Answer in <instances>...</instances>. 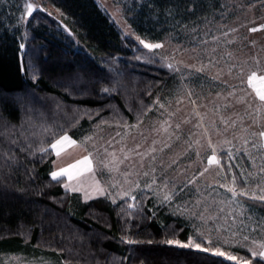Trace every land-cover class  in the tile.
I'll return each instance as SVG.
<instances>
[{"label": "rangeland", "instance_id": "obj_1", "mask_svg": "<svg viewBox=\"0 0 264 264\" xmlns=\"http://www.w3.org/2000/svg\"><path fill=\"white\" fill-rule=\"evenodd\" d=\"M97 1L124 36L137 44L140 64L167 70L171 81L143 119L137 111L133 122L114 103L91 109L43 97L41 102L50 103L37 138L42 142L47 138L49 145L41 153L55 156V170L85 158L90 162V167L74 168L71 179H52L63 180L65 189L84 201L107 199L129 218L144 214L151 200L154 215L164 210L191 225L188 241H174H192L187 248H207L212 254L220 249L241 264L244 260L264 264L252 255L264 251V212L258 208L264 204L259 198L264 196V136H260L264 101L248 84L252 72L264 75V0H218L223 12L217 17L185 25L182 33L173 31L160 40L140 34L132 23L135 11L151 0ZM35 15V23H55L77 48L112 66L106 54L81 41L67 17L48 0H26L23 24ZM30 58V72L35 74ZM113 117L118 121L110 122ZM74 118L72 126L89 120L77 127L75 136L63 128L64 121L71 125ZM16 129L21 128L10 132L14 135ZM64 136L75 143L53 149ZM229 188L235 189V196ZM25 238L28 241L30 234ZM53 257L33 248L0 251V264H64ZM237 260L229 261L237 264Z\"/></svg>", "mask_w": 264, "mask_h": 264}, {"label": "trees", "instance_id": "obj_2", "mask_svg": "<svg viewBox=\"0 0 264 264\" xmlns=\"http://www.w3.org/2000/svg\"><path fill=\"white\" fill-rule=\"evenodd\" d=\"M48 1L81 41L106 54L112 66L77 48L53 22L35 23V15L23 24L26 0H0V251L33 248L64 264H236L167 243L188 241L191 225L164 210L154 215L151 200L144 214L129 218L107 199L84 201L67 191L63 180L52 179L55 156L41 153L49 144L37 138L50 103L41 102L43 97L91 109L114 103L133 122L137 111L143 119L171 80L167 70L140 64L137 44L97 0ZM220 12L218 0H151L135 11L132 23L140 34L160 40ZM73 123L64 121L63 128L75 136L89 120ZM12 128L21 129L13 135ZM258 205L264 212V204Z\"/></svg>", "mask_w": 264, "mask_h": 264}, {"label": "snow or ice", "instance_id": "obj_3", "mask_svg": "<svg viewBox=\"0 0 264 264\" xmlns=\"http://www.w3.org/2000/svg\"><path fill=\"white\" fill-rule=\"evenodd\" d=\"M28 10L30 13L32 10L31 4L28 5ZM257 30L258 29H255V28L252 29V31H257ZM141 43H143V41H141ZM145 47L158 48V47H161V45L160 44H145ZM248 84L254 90V92H255L256 96L259 98V100L264 101V75L257 76L256 72H252L248 77ZM260 136H264V132H261ZM66 142L69 144L75 143L74 141H71L69 137L64 136V137H61V139L57 140L56 143L52 145V148L58 149V146L64 145ZM57 155H59V150H57ZM214 160H215V156L209 157V163L210 164ZM82 164L88 165L90 167V162L88 161L87 158H85L82 161H78L77 164L69 166V168L61 169V170H59V172H52L51 176L53 179H57L59 176H65L66 175V176H68L69 179H71L72 175H73L72 169L77 168L79 165H82ZM228 191L232 192L234 196L236 195L235 189L229 188ZM241 194H243V193H241ZM259 198L264 199V196H261ZM244 239H247V237H245ZM167 243H169V244L175 243L181 247L193 246L192 241H189L188 243L181 244L180 241L169 240V241H167ZM194 246L196 248H200L199 244H195ZM261 247L264 248V244H262ZM201 250L202 251H209V249H207V248H203ZM250 251H251V249H250ZM214 255L227 256V259H229V260H237V258L235 256L228 255L225 252L221 251L220 249H215ZM252 255L254 257H259L260 260H264V251L253 252ZM237 264H241V262L239 260H237ZM243 264H252V261L251 260H244Z\"/></svg>", "mask_w": 264, "mask_h": 264}, {"label": "crops", "instance_id": "obj_4", "mask_svg": "<svg viewBox=\"0 0 264 264\" xmlns=\"http://www.w3.org/2000/svg\"><path fill=\"white\" fill-rule=\"evenodd\" d=\"M53 170H55V169H53ZM57 170L59 171V168L56 167L55 172H57ZM72 170L74 171V169H72ZM61 177H64V176H61ZM65 177H68V176L65 175ZM68 179H69V178H68Z\"/></svg>", "mask_w": 264, "mask_h": 264}]
</instances>
